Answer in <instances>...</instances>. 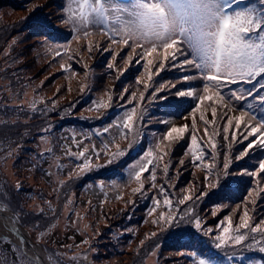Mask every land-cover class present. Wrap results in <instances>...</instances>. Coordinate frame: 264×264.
Masks as SVG:
<instances>
[{
  "label": "snow or ice",
  "instance_id": "6c2138e0",
  "mask_svg": "<svg viewBox=\"0 0 264 264\" xmlns=\"http://www.w3.org/2000/svg\"><path fill=\"white\" fill-rule=\"evenodd\" d=\"M72 4L77 7H71ZM41 7L36 5L32 11ZM61 20L71 25L70 34L75 40L93 35L91 31L93 28L99 29L105 35L108 47H102L100 43L88 40L86 49L89 54L93 50L103 51L111 54L115 61L125 48H131L132 54L128 55L126 62L129 65L139 64L141 60L146 59L144 68L148 71L150 82L153 80L151 66L158 63L155 72L159 74L165 69V61L172 62L173 67L179 64L183 69L194 70L193 74H184L182 82L200 81L199 87L190 84L187 89L181 90L176 89V85L154 87L151 83H144L139 77L136 78V83H143L144 86V91L139 94V101L143 102L148 93L151 98L150 104L170 106L173 111L168 115L179 117L180 123L177 124L170 119L159 121L165 125L166 130L159 134L160 139L154 146L155 150L153 147H148L146 151L142 150L140 162L129 169L128 176L138 184V187L131 190L133 195L139 194L144 197L149 194V188L156 190V170L165 156L169 159L168 162L163 163L162 171L167 179L172 166L171 154L175 151L172 144L178 145L184 141L186 134L191 137L186 154L190 153L191 162L195 167L203 166L206 173L222 169V171H216V182L207 185L212 190L227 189L230 182L239 176L264 174V157L259 160L255 171L240 169L234 174L232 170L234 164L247 159L253 152L264 153V0H66L61 12ZM16 42L17 39H14L13 44ZM115 45H120L121 52L115 51L113 47ZM55 47L57 48L56 57L68 55L70 42L57 43ZM61 47L64 49L63 52L59 50ZM158 48L163 50L160 53L163 59L156 61L151 57L152 54L157 53ZM137 49H140V52H137ZM114 67L112 62L107 64L110 71ZM61 69L70 71L71 64H61ZM84 91L85 88L82 86L81 93L83 94ZM126 97H128L126 103L129 105L136 101V93L132 92L129 96L128 88H124L119 94L121 100H125ZM108 101L109 103L96 104V110L110 109L113 106V96L109 95ZM186 101L189 102L187 108L184 107ZM205 102H208L207 106ZM50 103L51 108L47 106L38 108L33 102L30 111L33 115H43L45 118L53 113L60 115L55 112L56 101L53 99ZM72 106L69 105V107ZM4 108L19 109L22 112L24 105H0V110ZM197 113L204 125V136L208 137L210 153L201 142L203 137L198 138L197 135L200 131L197 128ZM64 118L61 116V119ZM147 118L145 111L137 114L136 107H131L129 111L123 112L121 122L115 125L120 129L121 138H126L129 133L133 134L134 139L129 143L127 152L121 149L119 144L114 145L115 151L109 152V143L103 142L102 151H97L95 146L80 147L81 141H78L75 135L69 137L76 143L79 150H66L65 155L70 162H75L78 171L75 175L69 173L68 181H59L58 191L65 188L72 180L83 179L94 168L101 167L93 166L92 159L107 155V164H113L120 162L126 155H130L134 146H137L135 136L148 135L146 131L143 133L139 130L134 131L135 122L138 120L143 128ZM80 119H103V115L95 118L80 117ZM217 121H224V123L217 126ZM209 126L213 128L212 133L209 132ZM112 127L113 124H109L102 129L90 130L83 139L89 140L93 135L97 138L104 136ZM54 129L55 125L49 124L43 131L37 133L41 142L47 143L46 134L50 135ZM21 135L25 139L32 138L27 134ZM214 136H222L224 141L232 142L229 144L231 156H225L221 164L205 163L207 155H211L213 161L216 160L217 144L213 141ZM114 141L115 137H112V143ZM233 145L239 149L238 152L232 151ZM23 148L22 143L17 145L16 151L8 152V158L15 156L18 159V152ZM52 151L53 149L49 148L45 152L37 153L36 156L42 159ZM90 151L94 152L93 157L87 155ZM79 158H83V162H80ZM178 163L184 166L185 161L181 159ZM33 167L41 168V164L37 162ZM64 167L66 165H57L58 170ZM41 170L46 175L50 174L46 169L41 168ZM145 173L149 174L147 177L150 181L149 188H146L142 180ZM208 178V175H205V181ZM168 188V185L162 184L157 191L163 197L165 208L171 209L173 201ZM14 190L17 192L22 190V184L17 182ZM209 194L201 189L195 196V200L200 201ZM259 195L264 198V192ZM193 199L191 194H184L177 204L185 205L187 211L185 209L175 213L161 211L158 219L152 221L154 225L162 222V231L180 232L190 228L207 238L210 245L207 251L194 250L183 255L193 260L194 264H236L237 261L239 264H264V219H260L259 223L252 226L250 223L252 217L249 216L245 206L237 224L233 225L231 216H225L219 221L217 229H214L208 226L204 217L185 204L186 201H193ZM66 200L65 207L68 208L66 218L75 214L77 220L73 223H78L80 217L79 213L75 212L74 200L70 197H66ZM129 203L135 204V201H129ZM160 203L159 198L153 197L154 206L149 210L148 215L155 213ZM49 209L55 212L51 204ZM28 215L43 216L44 211L40 209L38 213L25 212L22 205L13 204L10 194L4 190L3 185H0V230H2L0 242L10 243L14 252L11 257L0 255V264H51L45 256L40 255L35 245L26 240L21 231L20 224ZM211 215L216 217L217 212L212 211ZM45 219H55V216L45 217ZM46 227L50 230L54 225ZM4 232L10 235H4ZM40 235L43 237L44 233ZM158 235L160 233H151L152 237ZM12 236L20 241L19 245L12 242ZM82 243L89 242L85 240ZM143 244L144 241H141V245ZM29 249L32 251L29 252ZM89 249L91 251L90 244ZM44 251L50 256H56L57 264H63L58 254L48 249ZM248 252L259 254V257L248 256L246 255ZM91 255H98V252L93 251ZM70 259L76 261L78 257ZM83 259L84 264H90L89 256L84 255Z\"/></svg>",
  "mask_w": 264,
  "mask_h": 264
},
{
  "label": "rangeland",
  "instance_id": "374dc122",
  "mask_svg": "<svg viewBox=\"0 0 264 264\" xmlns=\"http://www.w3.org/2000/svg\"><path fill=\"white\" fill-rule=\"evenodd\" d=\"M4 1L8 2L9 0ZM61 3L63 8V0H61ZM11 4L15 9V17H11L9 13L7 14L6 11L8 9L4 10L0 3V19L4 17V19L10 18V21H13V18L19 17L26 20V26L29 28L28 32H32L33 34H40L43 27L49 32L57 30L59 32H63V34L65 35L69 34L72 37V35L70 34L71 25L60 22L61 12H59V9L55 7V1H53L52 3V1L50 0H11ZM36 5H41L42 7L36 9L35 11H32L34 6ZM71 7L75 8L77 6L75 4H72ZM28 11L30 13L26 15ZM25 17H27V19H25ZM0 29L3 31L4 28L0 26ZM23 36L25 37V41L21 45H30L34 48V50L32 49L31 58L29 59V65H33V68L31 69L32 71L29 70L25 72L23 71V69H21V66L19 71L10 75V77H16L18 79H12V82H19L18 86L13 89V92L9 93L16 100H11L10 96L6 94L5 90L0 89V105L24 104L28 108H30L32 103L35 102L38 108H43L45 106L51 108L52 105L50 102L54 99L56 101L55 112L60 113V115L53 113L52 115L47 116V118H45V116L43 115H35V121L29 124V126H32V128L36 125L38 127H44L39 129L38 132L43 131L49 124L55 125V129L51 132V134H46L48 142L45 143L41 142V138L38 135H33L31 133L30 137L32 138L30 139H25L21 135L23 134L21 130L24 129L25 126L21 122L17 123L16 118L18 116H26V118H28L30 116L29 112H27L26 110H23L21 112L19 109L13 108H4L0 110V185H3L4 190L8 194H10L13 204L22 205L25 212L38 213L40 209H43L44 215L52 214L56 216L59 212H61L59 211L60 208L67 203L66 197L72 198L74 200V204H76L78 197L81 196L82 191L85 190L86 187H89L90 189H96L98 192L105 191L106 189L112 191L114 190L112 188H116L119 183H123L124 178L120 176L121 173L117 175L113 174V172L108 176H104V174H102L101 177L93 175L86 182H82L80 179L72 180L65 188L58 191V189H60V185L58 182L68 181L69 173L75 175V172L78 171L75 162H70L65 155L66 150H79L76 146V143L72 139H69V137L75 135L76 139L78 141H81L80 147L95 146V149L97 151L103 150V143H109V152H113L116 150L114 146L115 144H119L120 147H128L129 143H131L134 139L133 134L129 133L126 138H121L119 135L120 129L115 125L121 122L120 118L123 116L124 111H129L131 107H136L137 114H140L141 111H145V114L148 117L143 125V128H141L140 122L138 120L135 122L136 129H134V131L139 130L141 133H143L144 131L148 133L147 136H144L142 134L135 136L138 150L142 148L146 149L148 147H153V149L155 150L154 146L160 139L159 134L165 131V125L159 123V121L161 119H179V117L174 115L169 116L162 114L165 111V108L171 107L166 105L150 104L151 98L148 93H146V99L143 102H140L139 94L140 92L144 91L143 84L141 85V88H135L134 92L136 93V101H134L131 105L126 103L128 97H126L125 100L119 99V94L123 90H119L120 93H104L101 86H103L104 84H111L114 89L113 83L115 81V78L112 75H109L101 80L97 77V75L93 74L97 70V63L98 61H100V59L97 57L96 59L95 56H93V58L89 60L83 53V47L84 45H87V41L90 40L89 38L82 40L84 37H81L80 40H67L60 42L59 44L70 42V50L68 55H61L60 57H56L55 53L57 51V48L55 47V45L57 43H50V41L46 37H35L29 35V33H25ZM90 36L96 39L100 38L98 35ZM15 44L16 48H21L19 44ZM119 49L120 48L117 47V52H119ZM59 50L61 52L64 51L62 47ZM160 53H162V51H159L158 53H156V55L152 54L151 58H153L154 60L156 58L162 60V55H160ZM43 54H46V56H44ZM70 57H72V59H70ZM22 60L24 59L21 57V61ZM27 61L28 60H26V62ZM110 62L114 63L113 58L110 59L109 63ZM6 63L7 62L1 60L2 67ZM61 64H71V70L63 71L61 69ZM85 65H87V68H85ZM178 67H180L179 64ZM128 68L129 67L125 65L122 67V71H124L125 69L128 70ZM107 70L109 69L107 68ZM185 72H187L188 74H193L194 70L186 69ZM89 74L91 77L89 80H87L86 78ZM39 75H42V77H39ZM4 76L5 74L1 70L0 82H3ZM166 76V74H162L160 75V79H163V77ZM19 77L32 79L30 84L31 86H33V89L27 90V87L25 85L24 87H22L23 83L20 81ZM51 77H53V79L50 82L51 85H49L48 79H50ZM147 78L148 76H145L141 77L140 79L144 80V83H148ZM134 81H136V79H134ZM42 82L43 86L41 87ZM150 83L154 87H160L161 85L165 87L175 85L174 82L171 84L167 81L165 83H153V81H151ZM189 83H191V85L194 87L200 86V81L198 80ZM82 86H84L85 88L83 94L81 93ZM176 87V89L181 90L188 88V86L182 87L179 85H176ZM69 88L71 89L70 91ZM73 92L78 93L79 96L73 95ZM109 95L113 96V106L110 109H100L99 111H97L95 107L96 104H100L101 102L109 103ZM207 104L208 102H205V106H207ZM69 105L73 106L69 107ZM186 106H189V102L187 101L184 104V107ZM102 115L103 119H80V117L95 118ZM61 116L65 118L61 119ZM69 117H71L70 123ZM196 119L197 128L200 130L197 133L198 138L203 137V140L201 142L205 145L207 152L210 153L211 149L208 146V137L204 136V125L199 120V113H197ZM188 123H190V121ZM223 123L224 121H217V126L222 125ZM109 124H113V127L110 129V132L108 134L99 138L93 135L89 140L83 139L85 135L89 134L90 130H95L97 128L102 129ZM209 132H213L212 126H209ZM149 136H152L153 139L150 140ZM112 137H115L114 143H112ZM190 139V135L186 134L184 141L180 142L178 145L175 143L172 144L173 148H176V146L178 148H181V154L179 155L178 162L181 159L184 160L188 157L191 158L187 154L183 153L185 150H187L188 152ZM141 141L143 142L140 143ZM213 141L215 143L218 141L220 144V142L224 140L222 139V136H214ZM21 143L23 144L24 148L23 150H20L18 152L19 158L17 159L15 158V156L8 158V152L16 151L17 145ZM231 143L232 142L230 140L224 141L222 148L216 143V160L213 161L212 156L207 155L205 163L221 164L225 156H231V152L229 151V144ZM165 144H167V142H165ZM49 148L53 149L50 154L46 155L42 159L37 158V153L45 152ZM232 151L238 152L239 149L235 145H233ZM87 155L89 157H93L94 152L90 151ZM262 157H264V153H261L259 151L253 152L247 159L232 166L233 173L235 174L240 169L255 171L258 168V162ZM141 158L142 153L138 157H136L132 163L130 162L126 164L125 168L123 169V175L128 176L129 169H131L133 165H136L138 162H140ZM79 159L80 162H83V158ZM107 159V155H101L98 159H92L91 163L95 165H97V163L105 164ZM37 162L41 164L42 169L48 170V173L50 174L46 175L45 172L41 170V168H34L33 165ZM163 163H166V160ZM163 163L160 164V166H158L156 170L157 178L159 179H156V190L149 188L150 181L147 182V176L149 174L145 173L144 176H142L143 182H147L146 188H149V193L152 195L149 208H152L154 206L153 197L158 198L157 190L162 184L163 176H165L161 167ZM58 164L66 165V167H64L62 170H58ZM172 165L173 166L170 168V171H172L173 175L170 178L171 181H174L172 180V178L174 179L177 176H181V170H178L179 167L177 166V163L175 164L174 162H172ZM193 167L195 166L193 165ZM197 168L199 174V168L204 169L203 166ZM216 171H218V169H216ZM204 173L206 172L204 171ZM207 174H213V172ZM244 177L245 179L254 180L253 182L248 184L254 185L255 180L264 183V174L257 176H239L231 182L235 183L237 187H240L242 185V182L240 181H243ZM124 179H126L125 181L129 183L128 186L138 185L136 181L131 179L130 177ZM17 182H20L22 184V190L18 192L14 190V186L17 184ZM190 182L186 180L181 187L187 186L188 184H190ZM129 191L131 190H127V192ZM178 192L179 190L177 191V193ZM49 204H51L52 209H55V212L49 209ZM67 211L68 208L56 217V219L58 218L57 223L52 229V231L54 230L55 232L54 239L56 237V239L62 238V240H66V243L63 244V241H59V245L62 246L59 249H56L55 247L54 248L55 251H57L56 254H58L59 258L65 260V262L70 264H83L79 259H77L76 261H72L70 259L71 255L73 254V250L69 239L76 234L77 230L75 228H77L78 225L77 223H73V221H76L74 219L76 218L75 214H73L70 218H66ZM36 217H38V215H28L23 220L25 223H32L34 220H36ZM235 224L236 222H233V225ZM51 232L47 237L51 236ZM30 236L32 238L31 234ZM32 240L34 241L33 238ZM45 254L46 258L51 262V264H55L54 257L56 256H53V258H51L48 253L45 252Z\"/></svg>",
  "mask_w": 264,
  "mask_h": 264
},
{
  "label": "trees",
  "instance_id": "16d2710c",
  "mask_svg": "<svg viewBox=\"0 0 264 264\" xmlns=\"http://www.w3.org/2000/svg\"><path fill=\"white\" fill-rule=\"evenodd\" d=\"M50 1H52V3L55 1V7L59 9V12H62V9L65 7V0H63V8L61 0ZM0 3L4 10L8 9L6 11L7 14L9 13L11 17H15V9L11 4V0L8 2L1 0ZM29 13L30 12L28 11L26 15ZM13 19V21H10V18L4 19V17L0 19V26L4 28L3 31L0 29V71L2 70L5 74L3 82H0V86H8L0 87V89L5 90L11 100H16L9 93L13 92V89L18 86L19 82H12V79L17 78L10 77V75L19 71L21 66V69L25 72L29 70L32 71L31 69L33 68V65H29V59L31 58V52L34 48L30 45H21L25 41V37L23 35L25 33H29V35L35 37H46L50 43H60L67 40L74 41L75 39H73L69 34L65 35L63 32H59L57 30L49 32L43 27L40 34H33L32 32H28L29 28L26 26V20L19 17ZM60 22L62 23L61 19ZM91 31L93 32V35H98L100 38L96 39L91 36L87 38L92 40L93 43H100L102 47H108V43L105 42V35L99 29L93 28ZM87 38H83L82 40ZM14 39H17L16 43L19 44L21 48H16V44H13ZM113 47L115 48V51H117V47H119V52H121L120 45H115ZM159 51L163 50L158 48L157 53ZM137 52H140V49H137ZM83 53L89 60H91L93 56L100 59L97 63V70L93 73L94 75H97V77L101 80L109 75H112L115 78L113 83L114 89L111 84H104L101 86L104 93H120L119 90L128 88L130 95L135 91V88H141V85L143 84H137L134 79L137 77L141 78L148 76V71L144 68L146 59L141 60L139 64L132 63L129 65L126 62L128 55L132 54L131 48H125L121 52V55L114 61L115 67L111 71L107 70L106 67L110 59L113 58L111 54L98 50H93L91 54H89L86 49V45L83 47ZM154 54L156 55V53ZM43 55L46 56V54ZM21 57L24 60L21 61ZM134 59H136V57H134ZM1 60L7 62L3 65V67L1 65ZM26 60L28 61L26 62ZM155 60L159 61L161 59L156 58ZM125 65L129 68L127 71H122V67ZM165 65V69L159 74L155 72V68L158 67V63H154L152 65L151 70L153 83H165L167 81L171 84L174 82L175 85L182 87L191 84L189 82H182L183 74H188L185 72L186 69L178 67V64L173 67L172 62L170 61H165ZM162 74H166L167 76L160 79V75ZM39 77H42V75H39ZM90 77L91 76L89 74L86 79L89 80ZM19 79L23 83L22 87L25 85L27 90L33 89V86L30 84L32 79L26 77H19ZM52 79L53 77L48 79L49 85H51L50 82ZM142 81L144 82V80ZM147 82L150 83L148 78ZM72 94L79 96L76 92H73ZM187 107L188 106L185 108ZM29 109L30 108L24 105V110L29 112L30 116L28 118H26V116H18L16 121L21 122L25 126L24 129L21 130L23 134H27L28 136H30L31 133L33 135H37V133H39L38 130L44 127H38L36 125L32 128V126H29L30 123L35 121V115H33ZM164 110L165 111L162 113L164 115H168L169 112L173 111L172 108H165ZM70 122L71 117H69V123ZM149 139L152 140L153 137L149 136ZM216 143L222 148L224 141H221L220 144L218 141ZM121 149L127 152L128 147L122 146ZM146 149L142 148L138 150L137 145L134 146L130 155H126L118 163L107 164V161L105 164L97 163V165H100L101 167L98 169L94 168L90 174L80 180L82 182H86L93 175L101 177V175L104 174V176H108L112 172L117 175L121 173L120 176H122V178H128L129 176L126 175V177L123 175L125 165L130 162L132 163L135 158L142 153V150L144 151ZM180 150L181 148L176 146L175 151L171 155V160L175 164H178L177 166L179 167L178 170H181V176H177L174 179L172 178L174 181H171L170 177L173 174L172 171H169L167 179L165 176L162 178V184L169 186V195L173 201L171 209L165 208L163 205V197L160 196L159 192H157V197L161 200V203L157 207V211L155 213L148 215L149 210L151 209L149 208V205L151 204L152 195L149 193L147 196L141 197L139 194L133 195L132 191L127 192V190H132V188L138 187V185L128 186L129 183H127L124 178L123 183H119L116 188H112L114 189L112 191L106 189L105 191L98 192L96 189L86 187V189L82 191L81 196L78 197L77 203L74 204L75 212L79 213L80 219L77 223L78 227L75 228L77 230L76 234L69 239L73 250V257H78L83 264L84 255L90 257V264H193V260H190L187 256L183 255V253H190L194 250L207 251L210 246L207 238L202 237L190 228L180 232H169L162 231V222L161 224L155 225L152 223L153 220L158 219V215L161 211H173L175 213L179 212L181 209H185V205L177 204V201L182 199L184 194H191L194 198L193 201L185 202L188 208L193 209L198 215L204 217V219L208 222V226L214 229H217L219 221L223 220L225 216H231L233 222H236L237 224L239 222V216L243 214L245 206H247L249 216L252 217V221L250 222L252 223V226H254L255 223H259L260 219H264V198H261L259 195L261 192H264L263 182L255 180L254 185L248 184L254 180L245 179L244 177L243 181H240L242 182L240 187H237L235 183L231 182L227 189L212 190L207 185L216 182V170L215 172L213 171V174H207L204 173V169L199 168V174L198 168L193 167L194 164L191 162V158L189 157L184 159L185 164L184 166H181L178 163L179 155L181 154ZM186 152L187 150L183 153L186 154ZM187 155L190 156V154ZM168 159L169 157H164V161L166 160V162H168ZM164 161L160 162V164ZM93 166H95V164H93ZM218 171L222 170L218 169ZM205 175H208L209 177L207 181L204 179ZM186 180L189 182L191 181L190 184L185 187H181ZM147 182H149L148 178ZM147 182L145 183V186H147ZM201 189L209 192L210 194L207 197L202 198L200 201H196L195 196ZM178 190L179 192L177 193ZM117 197L122 198L118 199ZM129 201H135V204L129 203ZM65 205L66 204L60 208L59 211L61 212H59L56 216L52 214H46L43 216L38 215L36 220L32 223H25L24 220H22L21 226L30 232L34 241L40 243L43 249H48L51 252L56 253L57 251H55V248L59 249L62 246L59 245L58 242L63 241V244L66 243V240H62V238L56 239V237V240L54 239L55 232L54 230L52 231L54 227H51L50 230L46 227L47 225H56L58 219H56V217L67 209ZM185 211H187V209H185ZM212 211L217 212L216 217L211 215ZM190 214L191 213H189V215ZM53 216H55V219H45V217ZM75 217L76 218L74 219L77 220L76 215ZM225 226H227V222H225ZM42 232L44 233L43 237L40 235ZM50 232L51 236L47 237ZM153 232L160 233V235L152 237L151 233ZM257 239H259L258 235ZM85 240L89 243H82ZM141 241H144L143 245H141ZM89 244L91 245V251L89 249ZM0 250H2L0 251V255H7L9 257L14 255L11 244L8 242H0ZM93 251L98 252V255H91V252ZM246 255L255 256L256 258L259 257V254L252 252H248ZM50 257L53 258V256ZM60 260L63 261V264H70L65 262L63 259ZM54 261L55 264H57L56 257H54ZM236 264H239V261H237Z\"/></svg>",
  "mask_w": 264,
  "mask_h": 264
},
{
  "label": "water",
  "instance_id": "95a60500",
  "mask_svg": "<svg viewBox=\"0 0 264 264\" xmlns=\"http://www.w3.org/2000/svg\"><path fill=\"white\" fill-rule=\"evenodd\" d=\"M20 228H21V231L24 233V236H25L26 240H28L32 245H35V246H36V250H37L38 252H42V253L46 256V254H45L44 249L42 248V246H41L39 243L34 242V241L32 240V238H31L29 232H28L25 228H23L21 225H20ZM0 231H2V230H0ZM3 234H4V235H10V233H7V232H4ZM13 239H16L17 242L13 241ZM11 240H12V242L17 243L18 245H19V243H20V241H19L15 236H12V237H11ZM29 250H30V252L32 251L31 249H29ZM42 256H43V255H42Z\"/></svg>",
  "mask_w": 264,
  "mask_h": 264
},
{
  "label": "bare ground",
  "instance_id": "6f19581e",
  "mask_svg": "<svg viewBox=\"0 0 264 264\" xmlns=\"http://www.w3.org/2000/svg\"><path fill=\"white\" fill-rule=\"evenodd\" d=\"M171 120H174L177 124H179L180 123V119H171ZM185 122H189V121H185ZM166 130V129H165ZM13 241H15V242H17V240L16 239H13ZM29 252H30V250H29ZM40 253V255L42 256H45L42 252H39ZM45 258H46V256H45ZM46 260H48L47 258H46Z\"/></svg>",
  "mask_w": 264,
  "mask_h": 264
}]
</instances>
